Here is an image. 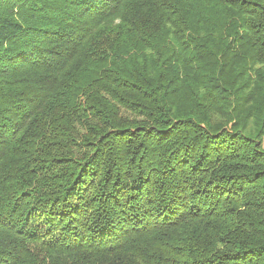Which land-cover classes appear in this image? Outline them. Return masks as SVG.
I'll list each match as a JSON object with an SVG mask.
<instances>
[{"label": "trees", "instance_id": "obj_1", "mask_svg": "<svg viewBox=\"0 0 264 264\" xmlns=\"http://www.w3.org/2000/svg\"><path fill=\"white\" fill-rule=\"evenodd\" d=\"M264 0H0V264H264Z\"/></svg>", "mask_w": 264, "mask_h": 264}, {"label": "rangeland", "instance_id": "obj_2", "mask_svg": "<svg viewBox=\"0 0 264 264\" xmlns=\"http://www.w3.org/2000/svg\"><path fill=\"white\" fill-rule=\"evenodd\" d=\"M262 146H263V148H264V139H263V143H262Z\"/></svg>", "mask_w": 264, "mask_h": 264}]
</instances>
